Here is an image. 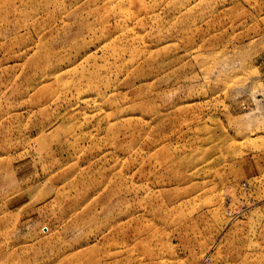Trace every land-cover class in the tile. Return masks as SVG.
<instances>
[{
  "label": "rangeland",
  "instance_id": "374dc122",
  "mask_svg": "<svg viewBox=\"0 0 264 264\" xmlns=\"http://www.w3.org/2000/svg\"><path fill=\"white\" fill-rule=\"evenodd\" d=\"M0 264H264V0H0Z\"/></svg>",
  "mask_w": 264,
  "mask_h": 264
}]
</instances>
